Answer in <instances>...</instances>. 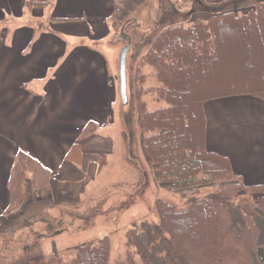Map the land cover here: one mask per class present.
Segmentation results:
<instances>
[{"label":"crops","instance_id":"0c3cea01","mask_svg":"<svg viewBox=\"0 0 264 264\" xmlns=\"http://www.w3.org/2000/svg\"><path fill=\"white\" fill-rule=\"evenodd\" d=\"M147 1L0 0V239L14 243L0 242V256L15 257L10 264L107 235L114 245V219L148 218L144 205L117 211L110 222L96 210L113 175L116 124L124 121L115 47L122 27L139 22L133 15H152ZM177 1L167 2L179 17H208L218 6L194 1L202 10L185 12ZM159 6L160 18L170 14ZM203 110L207 148L225 155L246 185H264V98L210 99ZM13 229L33 231L39 241L23 245L9 236ZM69 236L81 242L73 246Z\"/></svg>","mask_w":264,"mask_h":264},{"label":"trees","instance_id":"16d2710c","mask_svg":"<svg viewBox=\"0 0 264 264\" xmlns=\"http://www.w3.org/2000/svg\"><path fill=\"white\" fill-rule=\"evenodd\" d=\"M229 5L210 8L207 20L167 28L146 52L159 83L150 90L168 102L156 110L137 106L142 150L155 180L172 191L216 188L183 209L157 199L158 222L143 224L145 250L133 230L127 233L142 264H264V185H246L225 155L207 148L205 136L206 101L240 94L264 98V0H231ZM221 62L230 64L225 76L216 72ZM220 78L228 89L202 99L204 84L216 85ZM246 193L250 196L242 197ZM112 249L105 236L77 246L71 261L30 253L24 264H111Z\"/></svg>","mask_w":264,"mask_h":264},{"label":"rangeland","instance_id":"374dc122","mask_svg":"<svg viewBox=\"0 0 264 264\" xmlns=\"http://www.w3.org/2000/svg\"><path fill=\"white\" fill-rule=\"evenodd\" d=\"M167 1L148 0L146 4H144V8L147 14L152 15L144 16L140 14L141 10H139L135 15H133V17L138 19L139 22L135 21L134 23L128 24L125 28V33H127L131 37V48L127 54L128 101L126 104H124L120 93V103L121 105H124L125 112H123L124 121H119V123L116 124V129L114 131L115 134H117L116 136L119 137V140H117V155L112 158V164L111 166H109V170L113 171V175L111 177V180L106 177L108 182L105 178V182L109 183L110 186L107 187L108 184L106 183L102 194L98 197V201H100V203L102 202L101 205L104 203V207H101V205L99 204L96 210L105 211V216L103 214L104 220L110 222L112 218H115L114 214L117 211H124L126 213H128L129 211L133 212V210L140 211L142 210V206L144 205V207H146V211L148 212V218L135 224L133 223L134 221L126 222L119 219V221L116 222L114 219L116 226L120 229L118 231V239L114 241V245L112 243L113 250L111 253V264H118L119 261H126L131 258L133 259L134 264H142L138 249L128 243L127 233L130 230H133L136 237V243H138L141 247H144L145 250V240L148 237L143 233V223H156L158 219V215L155 209L157 199H167L168 201L176 203L179 208L183 209L186 208L191 201L195 199L206 198L207 196L213 194L216 188L212 185H206L180 191L168 190L164 182H157L153 174H151L153 173L152 166L150 165L142 150L141 138L143 131L139 127L137 121V106L140 104L141 106L145 104L147 109L153 110L168 105V102L166 100L158 99L157 93L150 90L154 87H158L159 83L155 77V67L151 64L150 61L148 62L145 58L149 45L152 40H154L162 31L166 30L169 27L180 24L190 25L192 24V21H194V19L199 17V15H201L200 17L202 18H207L206 14L204 13L194 14L196 15V17L194 15H185L179 17L180 15L176 16V14H171L176 13L175 10L177 9V7L174 6V3H168ZM194 1L201 2L202 0H178L176 4L179 5V7L185 12H189L190 9H196V11L202 10L203 7L199 6L198 2ZM204 1L206 3V6H223L226 3H228V6H231L229 5L231 0ZM160 4L164 8L165 13L170 14H166L164 15V17L162 16L160 18L159 15L156 14V8ZM245 7L250 8V6ZM154 15H156L155 18L153 17ZM118 42L119 43L116 44L115 47V61L117 66H119L120 53L122 48L125 46L126 41L120 37L118 39ZM220 43H222V41ZM108 44L109 43H106V45ZM229 65L230 64L227 62L219 63L218 71H216L218 72V75L225 76L228 72L227 70L230 69ZM219 81L220 82L216 85H212L211 82L204 84L199 92V95L202 96L201 98L203 99V97L207 94L210 95L211 93L222 91V89H228L229 84H227L226 80L220 78ZM167 86L168 88H170L169 84H167ZM138 92L140 93L138 94ZM192 123V128L194 134L196 135L198 131L196 130L197 125L194 122ZM102 177L103 176H101L99 180H101ZM249 196L250 195L246 193V195L242 197ZM88 210L89 209H87V212H92L94 208L90 209L91 211ZM116 217H118V215ZM33 224L31 225V227H33ZM74 226L75 225H72V227ZM43 231L44 230L42 229L36 232L40 236L42 235ZM47 231H50V229L47 228ZM36 235L37 234L33 231H21L20 229H13L9 233V236L15 239L16 237L19 239L22 238L20 242H23V245H30L31 243L38 242L39 240L34 239ZM262 235L264 236V231ZM107 236L110 237L109 235ZM69 237H71V240L69 242L73 246L81 242L79 236ZM119 238L122 239L119 240ZM2 240L0 239L1 243L5 244L6 246H12V241H7V238L3 241ZM76 247L73 248L75 249ZM74 249L71 250L68 247L65 248L61 252V258L64 261H71L75 256ZM54 255L57 254H52L47 258H50ZM30 257H32L30 253H25L24 255L19 257V260L16 264H24V261L26 262V259ZM4 258L5 256H0V264H10V260L14 259L15 257H13L12 255H7L6 259Z\"/></svg>","mask_w":264,"mask_h":264},{"label":"water","instance_id":"95a60500","mask_svg":"<svg viewBox=\"0 0 264 264\" xmlns=\"http://www.w3.org/2000/svg\"><path fill=\"white\" fill-rule=\"evenodd\" d=\"M128 23V22H127ZM120 37L126 41L125 46L122 48L119 58V89L123 103L128 101L127 96V54L131 48V37L125 33V25L122 27Z\"/></svg>","mask_w":264,"mask_h":264},{"label":"bare ground","instance_id":"6f19581e","mask_svg":"<svg viewBox=\"0 0 264 264\" xmlns=\"http://www.w3.org/2000/svg\"><path fill=\"white\" fill-rule=\"evenodd\" d=\"M213 96H216V95H213ZM213 96H211V94L209 95V98H211V97H213Z\"/></svg>","mask_w":264,"mask_h":264}]
</instances>
